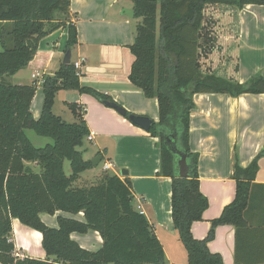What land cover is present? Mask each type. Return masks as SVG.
<instances>
[{"label":"trees","instance_id":"1","mask_svg":"<svg viewBox=\"0 0 264 264\" xmlns=\"http://www.w3.org/2000/svg\"><path fill=\"white\" fill-rule=\"evenodd\" d=\"M136 27L130 46L134 61L130 84L158 104V122L151 123L149 135L159 149L158 176L171 180V219L183 244L184 264H223L207 244L219 225H231L236 232L246 227L248 186L258 169V155L246 169L233 167L236 180L234 200L222 217L211 222L204 240L191 234L194 222L202 220L208 207L199 190L198 154L189 147L190 113L196 94H223L237 98L264 93V79L253 76L246 83L203 74L199 56L207 45L204 9L225 5L241 9L264 6V0H132ZM70 0H0V264H165L163 246L153 234L145 216L133 204L129 180L103 172L87 183L82 174L92 169L83 158V140L89 131L75 107L77 122L67 123L53 113L60 91H76L105 103L110 99L80 84L73 63L62 64L57 72L43 77V104L37 120L31 114L34 86L11 84L8 79L27 67L39 42L47 35L67 28L66 51L77 43L70 20ZM205 50V51H204ZM111 102V101H110ZM129 114V113H128ZM30 130L52 143L34 147L27 138ZM185 157L187 176L181 178L177 155ZM69 162L70 174L64 172ZM62 212L82 213L83 221L57 217V228H49L39 215ZM226 214V215H225ZM41 234L45 260L13 256L9 242L11 221ZM97 232L102 247L86 251L70 239L72 233Z\"/></svg>","mask_w":264,"mask_h":264},{"label":"crops","instance_id":"2","mask_svg":"<svg viewBox=\"0 0 264 264\" xmlns=\"http://www.w3.org/2000/svg\"><path fill=\"white\" fill-rule=\"evenodd\" d=\"M209 7L221 10L227 16L234 13L230 20L227 17L226 22H233L236 48L229 53L231 56L225 54L227 59L222 60L223 67L217 69V74L213 68L203 73L239 84L256 75L264 79V6L247 5L241 9L225 5ZM69 12L77 35V43L70 50V63L81 62L78 70L80 84L107 96L127 114L158 122L157 101L145 98L128 79L134 61L130 46L136 27L132 0H70ZM126 13H132V16ZM67 39V28L44 37L27 67L12 77L18 81L15 85L36 88L31 102V114L35 120L39 118L43 104L39 79L59 70L67 52ZM257 53L262 55L260 64L255 62L257 65H250L248 70L242 71L245 67L242 64L250 63L252 59L255 61ZM218 61L221 62L220 59ZM203 62L207 64L208 61L202 58L200 64ZM226 65H236L237 68L231 69ZM33 75L38 77L32 78ZM56 102L60 103L59 116L55 113ZM193 103L189 147L199 156V190L207 199L208 207L202 220L192 224L191 234L198 240L207 238L212 229L211 222L222 217L225 208L234 200V165L244 170L261 155L254 180L248 186L246 227L239 232L231 225L215 227L207 247L211 253L221 256L223 264H264V93L244 94L237 98L223 94H196ZM71 107L81 115L89 134L96 141L98 151L93 157H100V163L104 161L109 165L107 171L102 169L98 174L88 171L82 179L91 183L107 172L122 181L129 180L135 209L145 216L163 246L166 259L169 258L164 241L177 236L171 219V180L158 176V140L90 95L76 91L58 92L53 113L67 123H75L77 120ZM59 216L83 221L82 213L77 216L62 212L39 215L49 228H57ZM70 239L89 252L102 247V239L97 232L72 233ZM41 240L39 232L30 230L18 220L11 221L9 242L14 245V257L45 260Z\"/></svg>","mask_w":264,"mask_h":264},{"label":"rangeland","instance_id":"3","mask_svg":"<svg viewBox=\"0 0 264 264\" xmlns=\"http://www.w3.org/2000/svg\"><path fill=\"white\" fill-rule=\"evenodd\" d=\"M232 13L229 16H227V14H225L221 10H217L212 7H209V5L205 7L203 16H204V25H205L207 39L205 38L204 42L206 41L207 45L212 44V46H210L211 48L209 49L206 47L207 50L206 51L204 50L205 53H202V55L199 56L200 63L202 62V58H204V61L205 60L208 61L207 64H204L205 62L200 64V70L202 68L201 70L202 73L205 71H211V69L213 68L214 69L213 71L215 72V74H217L218 72L217 69L221 70L223 67L221 66L223 65L222 60L227 59V57L224 58L225 54L228 55L230 52H232L236 48V42H235L236 35H235V31H232L233 22L231 21L226 22L227 17H230L229 20L233 18L231 17V15L233 16L234 13L233 14ZM222 20L224 21L222 22ZM221 53H224V56L221 57L220 56ZM229 55L231 56L232 53ZM255 56L258 57L255 61L252 59L250 63L247 62V63L242 64V65H245V67L242 68V71L248 70L250 68V65H257L255 64V62L260 64L259 62L261 60L262 55L257 53ZM217 59L218 60L220 59L221 62H219ZM232 60L233 59L228 58V61L233 62ZM226 66L231 69L235 67L237 68L236 65H226ZM8 81L13 85L17 84L18 82L16 81L15 78H9ZM56 105L57 106L55 107V113L56 115L59 116V114H61L58 111V105H60V103L56 102ZM26 135L29 141L31 142V144L36 148H42L45 145L52 143V140L50 138L39 137L30 130L26 131ZM104 141H106V139H104ZM95 144H96V141L94 140L89 141L88 137H86L83 140V145L82 147L78 148V150L83 152V158L85 160L91 161L92 159H94L93 155L96 154V152L98 151V147H96ZM104 164H105L104 161H102L98 165V167H92V169H90L89 172H93L96 174L101 173ZM64 172L66 175L70 174L69 162L67 160L64 161ZM87 172L82 174V177H84V175H86ZM164 248L170 256L169 258L167 257L165 264H184L185 263L186 261L185 250H184L182 242L178 240V238L176 237L166 238L164 241Z\"/></svg>","mask_w":264,"mask_h":264},{"label":"water","instance_id":"4","mask_svg":"<svg viewBox=\"0 0 264 264\" xmlns=\"http://www.w3.org/2000/svg\"><path fill=\"white\" fill-rule=\"evenodd\" d=\"M126 15L127 16H132V13H126ZM70 58H71V53H70V51H67L65 53V55H64V58H63V64H65V65L69 64L70 63ZM104 104H105L106 107L111 108L114 111H116L122 117H127V119L133 125L139 127L144 132H148L149 131L152 121L150 119H148L147 117L127 114V112L124 109H122L119 105H117V104H115L113 102H105ZM175 154L178 157L177 163H176L177 164V169H178V174H179V176L181 178H185L187 176V173H186L187 164H186L185 157L182 154H180L179 152H175ZM100 161H101L100 157H96V158L92 159L91 160L92 166L93 167H98Z\"/></svg>","mask_w":264,"mask_h":264},{"label":"built area","instance_id":"5","mask_svg":"<svg viewBox=\"0 0 264 264\" xmlns=\"http://www.w3.org/2000/svg\"><path fill=\"white\" fill-rule=\"evenodd\" d=\"M73 66H74V69L76 70V72H77V74H79L78 72V70L80 69V67H81V62H76V63H73ZM38 77V75H33L32 76V78H37ZM43 83V77H41L40 79H39V82H38V84H42ZM88 140L89 141H92L93 140V136L92 135H88ZM103 171H107L108 169H109V165L108 164H104L103 165Z\"/></svg>","mask_w":264,"mask_h":264},{"label":"bare ground","instance_id":"6","mask_svg":"<svg viewBox=\"0 0 264 264\" xmlns=\"http://www.w3.org/2000/svg\"><path fill=\"white\" fill-rule=\"evenodd\" d=\"M32 238H34L35 236H31Z\"/></svg>","mask_w":264,"mask_h":264}]
</instances>
